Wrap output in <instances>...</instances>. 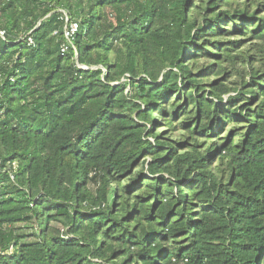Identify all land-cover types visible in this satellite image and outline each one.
<instances>
[{"label":"trees","instance_id":"16d2710c","mask_svg":"<svg viewBox=\"0 0 264 264\" xmlns=\"http://www.w3.org/2000/svg\"><path fill=\"white\" fill-rule=\"evenodd\" d=\"M0 31V264H264V0H0Z\"/></svg>","mask_w":264,"mask_h":264},{"label":"rangeland","instance_id":"374dc122","mask_svg":"<svg viewBox=\"0 0 264 264\" xmlns=\"http://www.w3.org/2000/svg\"><path fill=\"white\" fill-rule=\"evenodd\" d=\"M229 40H237V38H232ZM229 40H224V41H229ZM251 44H252L251 42H248V40H245V46L242 49H239L233 53V55H240L241 57L235 65L233 64L230 65L229 62L223 64V66L226 68V74L220 75L218 77H212L205 82L204 88L206 89L207 92H204V95H206L208 91L212 90L211 85H213L215 81H218V85L225 84L228 87L235 89V88H239L243 83H245L248 80L247 75L244 71L243 59L248 58L251 55H255V53L251 49L252 47ZM210 64L211 62L207 60H201L199 68L205 67ZM234 95H235L234 93H231L229 95H226L224 98L228 99L230 96H234ZM178 121L179 119H177L175 123H178ZM160 127L161 128L159 131L160 133L163 134L164 137L172 141H176V142L180 141V138H181L180 132H173L170 129L165 128L164 124H160Z\"/></svg>","mask_w":264,"mask_h":264},{"label":"built area","instance_id":"2783aa9c","mask_svg":"<svg viewBox=\"0 0 264 264\" xmlns=\"http://www.w3.org/2000/svg\"><path fill=\"white\" fill-rule=\"evenodd\" d=\"M60 13L62 14V20L65 21V29H64V35L65 39L69 44H73L74 39L79 31V24L77 22H72L70 20V17L68 13L64 10H60ZM0 39L5 40L6 39V33L5 31H0ZM29 44L34 45V41L32 39H29ZM68 44H65L62 48V52L65 53L68 50ZM1 166V163H0Z\"/></svg>","mask_w":264,"mask_h":264}]
</instances>
